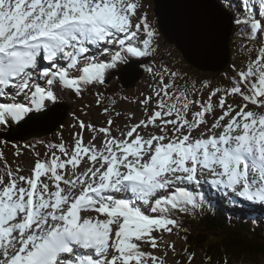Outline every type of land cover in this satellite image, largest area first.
I'll return each instance as SVG.
<instances>
[{"label":"snow or ice","instance_id":"1","mask_svg":"<svg viewBox=\"0 0 264 264\" xmlns=\"http://www.w3.org/2000/svg\"><path fill=\"white\" fill-rule=\"evenodd\" d=\"M220 7L259 44L247 49L257 55L235 70L230 87L195 99L196 85H177L181 74L163 66L154 73L153 95L139 101L145 118L125 125L119 137L112 117L121 113L105 107L107 126L74 114V143L48 144L45 159L35 153L29 175L0 152V264H164L141 244L156 249L153 233L179 226L174 210L202 209L205 183L225 199L264 205V0ZM138 8L135 0H0V126L22 128L51 110L57 90L80 96L103 85L129 55L150 56L157 33ZM235 96L240 103L227 102ZM149 126L159 134L138 131ZM85 130L102 134V146L97 135L86 144Z\"/></svg>","mask_w":264,"mask_h":264},{"label":"rangeland","instance_id":"2","mask_svg":"<svg viewBox=\"0 0 264 264\" xmlns=\"http://www.w3.org/2000/svg\"><path fill=\"white\" fill-rule=\"evenodd\" d=\"M139 4L138 8V15L147 14L148 21L152 25L155 30L157 29V18L154 16L153 12V1L152 0H135ZM153 47L155 48V51L152 52V54L148 57H145L148 61H151L148 64V67L153 68V72H148L147 70H142L141 73L139 70H134V73H136L132 78L136 79L135 85L131 88L125 87L124 85L118 84L121 91H119L114 98H111L105 94V90L112 89L114 85L117 84V78L116 75H112L110 77V81L108 83H104L103 85L98 86H92L86 90V93L84 96H82L78 100H73L68 96V90H57L58 100L59 102L56 103H62L65 104L64 109L67 107V116L64 119V124L61 125L64 128H61L59 126L57 128V133L55 131L54 137H57L60 132H63V134L68 137L66 145L71 146L74 143L73 140V133L80 131V129L77 127H73V125L76 124V120L74 119V114L76 117H79L81 120H84L86 123H91L95 125L97 128L102 126H107V116L103 113V109L105 107H108L111 110L115 109V112L121 113L120 116H115L113 114V125H112V134L119 137L120 131H126L125 125L127 124H134L137 123L140 119L145 118L144 117V106H142L139 101L144 99L147 96L153 95V89L157 86L158 77L154 76L155 72H159L163 66H167L171 68L174 71H177L181 74V77L183 79H177L176 84L177 85H185L187 84H195L196 88L199 90V92L194 96L195 99H207L208 93L216 87H220L221 89L230 87V84L226 82L225 79L222 77H218L217 74H211L208 72L198 71L195 68L191 67L190 65L186 64L184 59L182 58L180 52L175 48L174 45L167 43L162 35L158 32L156 34V37L153 41ZM259 44H253L248 46L243 52L239 49H231L234 51V56L231 58V64L234 63L240 68L242 66L246 67L249 59H254L257 55V52L254 50L251 55L249 56L247 49H258ZM104 59H107V57H104ZM139 67V66H138ZM142 67V65H141ZM132 73V72H130ZM133 75V74H132ZM215 75V76H214ZM165 82H167V77L165 78ZM207 82L211 87L204 88L203 84ZM97 93H100V99L102 100V103L97 104ZM115 101V105L113 106L112 101ZM213 102H216V98H213ZM228 103H232L233 105L240 103V97H229ZM55 103V105H56ZM156 98L153 96V99L151 103L148 105L149 113L151 110L155 107ZM249 109L251 110H257L255 106L249 104ZM199 110L195 105L192 106V111ZM217 115L219 114V109L216 110ZM63 110L59 112L62 113ZM134 114L131 119H129V114ZM47 117V116H46ZM189 118H191V113H189ZM207 119L211 120L212 117L208 116ZM36 123H33L32 126H36ZM37 128L31 130L30 132L35 131ZM59 129V131H58ZM20 130V129H19ZM138 131H140L145 138H147L149 133L156 132L158 133V129L152 128L149 126L147 129L141 127ZM17 132V131H15ZM28 132V133H30ZM116 132V133H115ZM1 133V130H0ZM9 133H12L10 131ZM14 133V132H13ZM54 133V132H53ZM2 135V134H1ZM93 135H97L95 133H92L90 131L85 130L84 131V141L87 144L89 141L92 140ZM48 136V135H47ZM38 139L36 136H31L30 139L26 138L23 140L18 139H12L13 141H7L6 138L3 136H0V152L4 154V157L8 155V158L13 161H18L20 167L24 164V171L25 174L23 175H29L30 169L34 165V161L36 159L34 151H31L32 149L30 147H25V145L30 141H36ZM100 139V140H99ZM103 140L102 134L97 135V139L94 141V143L99 146V143H101ZM97 141V142H96ZM54 139L50 141V143H53ZM102 146V145H101ZM19 151L21 154L19 156L15 155L16 152ZM38 153L41 154V151H38ZM9 160V161H10ZM8 161V162H9ZM17 162V163H18ZM0 165H2L0 163ZM16 165V166H17ZM86 162H82L80 171L83 170L84 167H86ZM3 167V166H2ZM69 175L71 170H68ZM49 184H51V181H47ZM204 194L208 195V197L216 204H220L221 201H223L225 198H223L220 194H218L215 190H211L208 186V184H204L203 187L200 189ZM232 200V199H231ZM237 201V200H233ZM251 205H253L251 203ZM83 216H92L96 217V213H85ZM101 219H104L106 217L101 216ZM154 236L158 238V247L156 249L151 248L150 244L142 243L141 248L144 251L151 252L154 256L160 258L164 261V264H187L183 263L182 256H179V252L183 246V243L181 241V236L176 227L173 228L172 233L167 232H154ZM168 245H173L174 249L172 247H168ZM190 262L189 264H192ZM151 264V262H149ZM196 264V263H195ZM244 264V263H239ZM261 264H264L261 263Z\"/></svg>","mask_w":264,"mask_h":264},{"label":"water","instance_id":"3","mask_svg":"<svg viewBox=\"0 0 264 264\" xmlns=\"http://www.w3.org/2000/svg\"><path fill=\"white\" fill-rule=\"evenodd\" d=\"M153 4L159 32L167 43L175 46L188 64L212 72L220 71L230 64L233 18L221 9L217 0H153ZM138 64L140 62L130 61L120 69L119 78L125 87L135 84L136 79L129 75L128 70L136 69ZM46 115L16 133H9L8 130L0 136L11 141L50 134L64 123L67 107L60 116L54 104L50 111H46ZM33 123L37 125L34 127ZM39 127L43 129L38 133H35L36 130L30 132Z\"/></svg>","mask_w":264,"mask_h":264},{"label":"trees","instance_id":"4","mask_svg":"<svg viewBox=\"0 0 264 264\" xmlns=\"http://www.w3.org/2000/svg\"><path fill=\"white\" fill-rule=\"evenodd\" d=\"M222 5L227 6V0H218ZM241 26L234 23L233 40L237 44H243L248 40L240 32ZM157 33V32H156ZM140 59L144 58H132ZM151 61H147L143 68H145ZM122 64V63H121ZM119 64V65H121ZM115 70V69H114ZM113 70L106 74V79L110 76ZM235 74V69L227 67L222 70L218 77H222L228 84L230 78ZM215 76V75H214ZM114 85L109 92V97L118 95L121 90L119 85ZM107 92V91H106ZM70 96L77 99L78 96L70 90ZM80 97V96H79ZM0 129L5 131L7 128L0 126ZM61 136L54 143L61 142ZM41 141H32L28 145L35 151L39 150L42 153L41 158L45 159V153L50 152L48 149L49 138H43ZM64 142V141H63ZM40 143V144H39ZM59 155V153H57ZM15 168L16 164L10 165ZM227 205L234 208L235 204L230 201ZM219 211V210H216ZM224 211V210H223ZM222 211V212H223ZM236 216L216 213L212 208H208L206 204L202 209H196V215H201L202 219L197 220L195 217L189 216L191 214L185 213L178 220V232L180 233L183 246L179 255L184 260L189 261V255L194 254L191 259L193 264H261L264 262V228L261 226L264 223V216L259 215L257 218L243 217L237 213ZM181 212L173 211L172 216L176 218ZM240 215V216H239Z\"/></svg>","mask_w":264,"mask_h":264},{"label":"bare ground","instance_id":"5","mask_svg":"<svg viewBox=\"0 0 264 264\" xmlns=\"http://www.w3.org/2000/svg\"><path fill=\"white\" fill-rule=\"evenodd\" d=\"M53 106V105H52ZM51 106V107H52ZM56 106L58 107V111L60 112L61 110H63L64 109V107H65V104H63V102L62 103H60V104H56ZM60 116H61V113L59 114ZM47 115H44L43 117H46ZM19 129H21V128H18V129H12V130H9V132L10 131H13L14 133H16L15 131H18ZM41 129H43V127H39V128H37L36 129V132L35 133H38V131H40ZM116 133V132H115ZM17 134H22V133H17ZM48 134H45V136H47ZM37 137V136H36ZM100 140V139H99ZM11 141H13V140H11ZM97 142V141H96ZM102 144L101 143H99V146L98 147H100Z\"/></svg>","mask_w":264,"mask_h":264}]
</instances>
